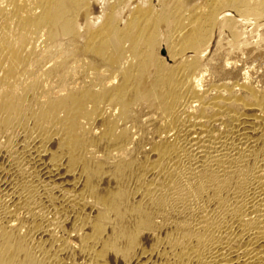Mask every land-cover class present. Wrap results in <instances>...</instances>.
<instances>
[{"label": "bare ground", "instance_id": "bare-ground-1", "mask_svg": "<svg viewBox=\"0 0 264 264\" xmlns=\"http://www.w3.org/2000/svg\"><path fill=\"white\" fill-rule=\"evenodd\" d=\"M0 264H264V0H0Z\"/></svg>", "mask_w": 264, "mask_h": 264}, {"label": "rangeland", "instance_id": "rangeland-1", "mask_svg": "<svg viewBox=\"0 0 264 264\" xmlns=\"http://www.w3.org/2000/svg\"><path fill=\"white\" fill-rule=\"evenodd\" d=\"M250 25L249 24H246L245 28L249 29L250 30Z\"/></svg>", "mask_w": 264, "mask_h": 264}]
</instances>
